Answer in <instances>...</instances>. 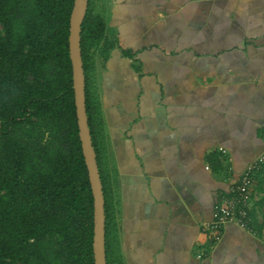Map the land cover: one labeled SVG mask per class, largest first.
<instances>
[{
  "label": "crops",
  "instance_id": "0c3cea01",
  "mask_svg": "<svg viewBox=\"0 0 264 264\" xmlns=\"http://www.w3.org/2000/svg\"><path fill=\"white\" fill-rule=\"evenodd\" d=\"M97 90L122 264H264V163L248 227L213 206L264 152V0H106ZM127 51L124 53V51Z\"/></svg>",
  "mask_w": 264,
  "mask_h": 264
},
{
  "label": "trees",
  "instance_id": "16d2710c",
  "mask_svg": "<svg viewBox=\"0 0 264 264\" xmlns=\"http://www.w3.org/2000/svg\"><path fill=\"white\" fill-rule=\"evenodd\" d=\"M88 0L80 47L103 187L105 256L122 264L95 87L118 40ZM73 0H0V264H94L93 196L78 136L68 49ZM127 51L125 50L124 53Z\"/></svg>",
  "mask_w": 264,
  "mask_h": 264
},
{
  "label": "water",
  "instance_id": "95a60500",
  "mask_svg": "<svg viewBox=\"0 0 264 264\" xmlns=\"http://www.w3.org/2000/svg\"><path fill=\"white\" fill-rule=\"evenodd\" d=\"M87 5L88 0H73V6L69 17L68 49L72 68V89L78 136L93 196V261L94 264H107L105 256V209L103 187L88 125L85 104V77L80 47L81 24L86 13Z\"/></svg>",
  "mask_w": 264,
  "mask_h": 264
},
{
  "label": "built area",
  "instance_id": "2783aa9c",
  "mask_svg": "<svg viewBox=\"0 0 264 264\" xmlns=\"http://www.w3.org/2000/svg\"><path fill=\"white\" fill-rule=\"evenodd\" d=\"M262 163L264 152L245 166L238 181L229 185L227 195L221 196L214 204L212 219L205 225L211 231L213 240L221 237L223 226L228 222H235L243 228L248 227L249 212L253 204V174L259 170Z\"/></svg>",
  "mask_w": 264,
  "mask_h": 264
},
{
  "label": "rangeland",
  "instance_id": "374dc122",
  "mask_svg": "<svg viewBox=\"0 0 264 264\" xmlns=\"http://www.w3.org/2000/svg\"><path fill=\"white\" fill-rule=\"evenodd\" d=\"M93 7H94L95 12H99L102 15H104L105 7H106V0H94Z\"/></svg>",
  "mask_w": 264,
  "mask_h": 264
}]
</instances>
